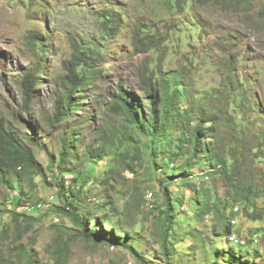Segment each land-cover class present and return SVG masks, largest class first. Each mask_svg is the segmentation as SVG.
<instances>
[{
  "label": "trees",
  "instance_id": "16d2710c",
  "mask_svg": "<svg viewBox=\"0 0 264 264\" xmlns=\"http://www.w3.org/2000/svg\"><path fill=\"white\" fill-rule=\"evenodd\" d=\"M26 1L22 0L23 3L18 6L28 8ZM10 2L17 3L18 0ZM168 2L174 11L186 12L190 9L193 12L194 0ZM93 17L100 39L82 44L75 39L72 43L73 54L65 62L66 72L54 98L55 111L47 118L51 127L56 128L67 122L85 99L80 94L87 92L94 81L104 75L106 52L103 40L120 31L124 14L114 4L110 8H99ZM184 22L195 31V27H203L195 15H191L190 19L185 18ZM133 37L136 47L144 50L150 59L138 72L143 94H136L122 82L115 90H109L110 98L105 103L101 124L94 130L82 159L79 158L78 142L84 136L83 130L67 132L64 136L59 161H56L55 172L58 174L54 175L55 181L47 180L34 151L35 146L43 148L46 145L44 135L38 131L42 135L35 136L36 132L29 123L25 124L24 131L18 126L14 128L12 123L0 116V182L10 191L21 192L19 196L14 192L11 194L17 204L12 203L18 208L16 212L12 211L13 221L16 224L25 223L22 232L31 230L41 220L38 217L40 212H52L54 208L57 214L80 227L73 239L67 238L68 230L57 227L59 235L58 246L54 250L55 264L68 263L71 243L80 238L114 247L126 246L146 260L143 253L134 247L140 240V232L133 228L134 222L122 212L117 218L111 217L110 212H116L117 207L104 196L99 197L100 205L94 207L97 201L89 200L88 194H91L94 184L115 188L130 182L134 191H139L141 179L145 178L140 171L147 163L151 165L148 180L155 182L157 198L163 201L158 207V219L162 220L159 236L167 264H174L177 244L183 237L176 225L180 220L185 223L175 211L176 203L180 201L183 207L185 199L175 197L171 179L183 177L187 188L194 191L191 200L197 208H193L195 217L192 219H196L197 224L206 215L226 221L229 211L230 218L237 214L235 208L238 205L244 207L251 219L259 221L264 218V210L255 203V199L264 197V122L263 126L256 128L255 133H250L253 122L264 121V90L260 86L264 69L250 71L247 59L239 60L238 53L230 54V40L218 47L207 46L210 51H219L222 57L230 56L225 59L223 67L214 64L208 51L198 43H190L195 51L185 55L184 63L172 66L181 52L180 44L173 38H164L156 30L145 31L144 28L134 30ZM205 38L203 31L197 32L196 37L192 34L187 37L188 41L194 39L196 42ZM42 45L46 46V43ZM36 66V72H28L23 80L26 111L34 104L40 78L44 79V72ZM200 73L209 78L216 76L218 80L208 79V84H204L198 79ZM249 79L256 82L253 87H248ZM185 99L188 104H185ZM108 114L115 116L117 121L106 119L104 115ZM87 120L96 122L98 119ZM103 162L106 167L101 172L100 163ZM52 165H55V161ZM128 173L133 174L135 179H129ZM68 174L72 175L69 181L65 178ZM38 177H42V180L38 181ZM218 181L228 189L224 196L213 190ZM40 182L57 188V197L61 200L58 206L53 207L52 203L56 195L52 200L31 201V195L25 197L27 200L23 199L28 195L26 187L36 190ZM42 203L51 205L40 208ZM27 205L34 209H28ZM126 206L129 208L130 204L126 202ZM98 211L104 213L102 222L88 229V223ZM104 223L113 229L110 232L103 230ZM187 223L184 235L198 236L200 239L193 223ZM126 225H131V228L128 229ZM221 250H213V261L209 264H219ZM24 251L32 250L24 248ZM238 257H235V261Z\"/></svg>",
  "mask_w": 264,
  "mask_h": 264
},
{
  "label": "rangeland",
  "instance_id": "374dc122",
  "mask_svg": "<svg viewBox=\"0 0 264 264\" xmlns=\"http://www.w3.org/2000/svg\"><path fill=\"white\" fill-rule=\"evenodd\" d=\"M114 4L123 12L124 19L120 31L103 40L102 45L106 52L103 67L104 72L108 74L99 77L87 92L80 94L85 99L81 101V107L72 112L67 122L56 128L51 127L47 118L53 112V99L56 97L53 95L59 92L61 78L66 72L65 62L73 54L72 43L75 39L79 40L80 44L88 40H99L100 34L95 28L93 14L99 8H110ZM191 15H195L203 24L202 29L194 26L195 31L192 26L185 24V18L190 19ZM143 28L145 31L156 30L164 38H173L181 46L180 57L192 49L190 43H198L208 51L211 61L222 67L225 59L230 56L222 57L219 51H210L207 46L218 47L230 40V48L241 53V57L251 59L249 65L252 70L264 69V0H194L193 12H190V9L186 12L174 11L168 0H32L28 3V8L19 7L10 0H0V116L12 123L14 128L18 126L24 131L25 124L29 123L36 132L35 136L44 135L46 145L43 148L35 146L34 151L48 181H55L54 175L58 174L55 172L56 161H59L62 140L66 133L73 131L76 126L84 127L85 134L78 142L79 158L84 157L92 130H96L101 124L100 118L105 103L110 98L109 90H115L121 83L120 79H123L130 90L138 95L142 94L138 72L150 59L144 50L136 47L133 33L134 30ZM199 31H203L206 38L201 42L194 39L189 42L187 37L191 34L196 37ZM46 33L50 34L48 38ZM35 36L49 39L54 50L49 48V53H44L39 44L31 41V37ZM177 59L173 61L172 66L182 63L181 58ZM36 65L46 76L38 87L36 101L34 100V104L28 107L29 111H26L23 80L28 72H36ZM198 79L208 84V79L214 81L217 77L209 78L200 73ZM260 79L263 81L260 86L264 90V76H260ZM255 84L252 79L248 80V87ZM185 104H188L186 99ZM17 117L20 118L16 119ZM104 117L117 121L111 114ZM87 119H98V122ZM263 122H253L250 133H255L257 127L263 126ZM38 131L42 134H38ZM53 161L55 165H52ZM104 165L105 162L100 163L101 172L105 170ZM150 169L151 165L148 163L141 168L140 175L145 178L141 179L139 191H134L133 186L129 185L130 182L115 188L94 184L91 194H88L89 200L97 201V204H93L94 207L100 205L99 197L104 196L117 207L116 212H110L111 217L117 218L122 212L134 222V230L140 232V240L134 247L143 253L147 261L139 258L135 251L126 246L114 247L80 238L71 243L67 264H167L163 258L159 236L162 220L158 219V207L163 201L157 198L155 182L148 180ZM127 176L131 180L135 179L131 174ZM65 178L69 181L72 175L68 174ZM183 179L176 177L170 180L175 197L185 199L183 207L180 201L176 203V214L185 223L180 220L176 225L177 231L183 233V237L177 244L178 252L173 263L209 264L213 261V250L220 248L222 250L219 264H264V218L255 221L246 215L243 206L238 205L235 208L237 214L230 218L229 211L226 221L206 215L203 221L197 224L196 219H192L195 217L194 209L197 208L191 200L194 191L187 188ZM37 180L41 181L42 177ZM213 190L218 191L220 196H224L228 191L221 181H218ZM26 191L28 195L23 196L24 200H27L25 197L28 198L29 195L32 197L31 201L48 200L56 195V200L52 202L53 207L61 203L57 197V188L50 187L48 183L40 182L36 190L26 187ZM13 192L17 196L21 193L8 190L0 182V264H55L54 250L58 246L59 235L57 227L68 230V239L75 238L80 227L57 214L53 208L52 212H40L38 217H41V220L36 222L31 230L22 232L26 227L25 223L16 224L13 221L12 211L18 210L13 205L17 204L16 198L11 197ZM149 192L153 194L151 199L147 196ZM126 202L130 204L129 208ZM255 203L258 208L264 210V197L255 199ZM50 205L51 203H42V208ZM103 215L102 211L95 213L88 223V229L101 223ZM187 222L193 223L200 239L198 236L184 235L187 232ZM127 228H131V225ZM112 229L113 227L104 223L103 230L110 232ZM24 248L32 251L26 252Z\"/></svg>",
  "mask_w": 264,
  "mask_h": 264
},
{
  "label": "clouds",
  "instance_id": "9594fccd",
  "mask_svg": "<svg viewBox=\"0 0 264 264\" xmlns=\"http://www.w3.org/2000/svg\"><path fill=\"white\" fill-rule=\"evenodd\" d=\"M29 1L30 0H27L26 2H25V4H28L29 3ZM21 3H23L22 2V0H18V2L17 3H13V4H16V5H19V4H21ZM31 3V2H30ZM44 21V20H43ZM49 33H46V38H48L49 37ZM39 39V40H38ZM37 41V43L40 45V47H41V49L43 50V52L44 53H49V48H51V51H53L54 50V47L52 46V44H50L49 43V39H42V37H40V36H35V37H31V41L32 42H34V44H36L37 45V43H36V41ZM41 40H44V41H41ZM46 43V46H44V45H42V43ZM50 51V52H51ZM190 51H195V49L194 48H192V50H190ZM189 51V52H190ZM230 52L233 54V53H237V51H234V49H232L231 48V50H230ZM187 54V53H186ZM237 56H238V58H239V60H242V59H247L248 60V64H247V67H249V69H250V71H254V70H252L251 69V67H250V61H251V59L249 58V57H245V56H243V57H241L242 55H241V53H238L237 54ZM184 57H185V55H183V56H179V58H181V60H182V63H184ZM105 62V61H104ZM104 62H103V65H104ZM104 70H105V67H104ZM104 70H103V73L104 74H108V72H104ZM46 76V74H43V77H45ZM42 78H40V83L37 85V88H36V98H37V92H38V87L41 85V82H42ZM216 80H218V78L216 79ZM120 81L122 82V83H124L126 86H127V84L123 81V79H120ZM142 94H143V92H142ZM142 94H139V95H142ZM57 95V93L56 94H54L53 96H56ZM36 98H35V101H36ZM54 111H55V99H53V112H52V114L50 115V116H52L53 115V113H54ZM50 116H48V118L50 117ZM84 127L83 126H76L75 127V129L73 130V131H79V129H82L83 130V132H84V129H83ZM88 128V127H87ZM89 129V128H88ZM93 132H94V130H92V135H91V140H92V137H93ZM85 134V133H84ZM90 140V141H91ZM128 174H130V173H128ZM132 175V177L134 176L133 174H131ZM150 193V192H149ZM149 193H148V195H149ZM147 195V196H148ZM148 198H150V197H148ZM236 238H238L236 235H234ZM238 240H239V238H238ZM236 243H238V242H236Z\"/></svg>",
  "mask_w": 264,
  "mask_h": 264
},
{
  "label": "bare ground",
  "instance_id": "6f19581e",
  "mask_svg": "<svg viewBox=\"0 0 264 264\" xmlns=\"http://www.w3.org/2000/svg\"><path fill=\"white\" fill-rule=\"evenodd\" d=\"M148 197H150V199L151 198H153V194L152 193H150V195H148ZM54 198V196H51V200ZM40 206H41V204H40ZM27 207H28V209H30V210H33L34 209V207L33 206H30V205H27ZM25 208V207H24Z\"/></svg>",
  "mask_w": 264,
  "mask_h": 264
},
{
  "label": "built area",
  "instance_id": "2783aa9c",
  "mask_svg": "<svg viewBox=\"0 0 264 264\" xmlns=\"http://www.w3.org/2000/svg\"><path fill=\"white\" fill-rule=\"evenodd\" d=\"M149 195H150V193H149ZM40 208H42V207H40Z\"/></svg>",
  "mask_w": 264,
  "mask_h": 264
}]
</instances>
